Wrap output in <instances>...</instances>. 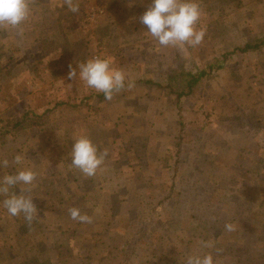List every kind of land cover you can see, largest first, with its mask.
I'll return each instance as SVG.
<instances>
[{
  "label": "rangeland",
  "instance_id": "374dc122",
  "mask_svg": "<svg viewBox=\"0 0 264 264\" xmlns=\"http://www.w3.org/2000/svg\"><path fill=\"white\" fill-rule=\"evenodd\" d=\"M198 2L204 39L186 50L146 32L151 0H81L75 14L36 0L22 31L0 29V178L36 172L38 214L29 227L0 208V264H186L208 253L213 264H264V47L230 54L179 106L168 89L263 38L264 0ZM93 57L112 58L135 87L106 101L67 78ZM79 135L108 150L93 177L71 167ZM71 207L92 223L70 219Z\"/></svg>",
  "mask_w": 264,
  "mask_h": 264
},
{
  "label": "clouds",
  "instance_id": "9594fccd",
  "mask_svg": "<svg viewBox=\"0 0 264 264\" xmlns=\"http://www.w3.org/2000/svg\"><path fill=\"white\" fill-rule=\"evenodd\" d=\"M81 0H62L61 7H66L71 13L80 11ZM36 0H0V29H7L19 33L23 25L34 15ZM202 11L198 0H151V5L139 17L141 24L147 28V33L162 47H197L202 44L205 32L197 29ZM186 50V48H185ZM78 69V71H77ZM67 78L81 81L83 84L102 93L106 101H112L121 91H131L135 81L126 78V73L113 66L112 58L93 57L77 62L73 68L69 64ZM108 157V150H100L86 135H79L73 139L70 151L72 168L80 171L84 177H93L101 170ZM15 165H23L24 155L17 154L13 158ZM9 161L0 160V167H7ZM37 173L32 169L20 168L14 174L0 178V208L6 210L11 217L23 215L26 224L31 227L38 219L37 208L33 203L32 190ZM20 187V194L12 189ZM69 217L75 222L90 224L92 217L82 214L77 207L68 209ZM224 228L228 232L235 230L231 223ZM205 248H211L210 242L201 241ZM186 264H213V255L188 256Z\"/></svg>",
  "mask_w": 264,
  "mask_h": 264
},
{
  "label": "trees",
  "instance_id": "16d2710c",
  "mask_svg": "<svg viewBox=\"0 0 264 264\" xmlns=\"http://www.w3.org/2000/svg\"><path fill=\"white\" fill-rule=\"evenodd\" d=\"M262 47H264V37L256 40L255 42L245 43L243 46H238L234 50L225 52L223 54V58L221 60L210 62L206 68L200 70L196 74L189 73V72H186L185 74L179 73L178 75H176V77L178 78V83L181 86L180 88L176 89L173 87V85L171 83H168L169 91L174 93V95H175V98L177 101L176 104L178 106L180 105L181 98L187 96L190 93L191 88L195 83H197L199 80H201L204 76L211 74L214 70L221 68L225 59L230 54H232L236 51H238L240 53H244V52L249 51V50L255 51V50H258ZM146 82H150L151 84H154L158 87L161 86L160 83H155L152 81H146ZM32 262H34V260L31 258V259H27L24 261H20V264H31Z\"/></svg>",
  "mask_w": 264,
  "mask_h": 264
}]
</instances>
